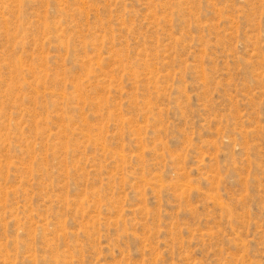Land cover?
<instances>
[{
  "label": "rangeland",
  "instance_id": "1",
  "mask_svg": "<svg viewBox=\"0 0 264 264\" xmlns=\"http://www.w3.org/2000/svg\"><path fill=\"white\" fill-rule=\"evenodd\" d=\"M0 264H264V0H0Z\"/></svg>",
  "mask_w": 264,
  "mask_h": 264
}]
</instances>
